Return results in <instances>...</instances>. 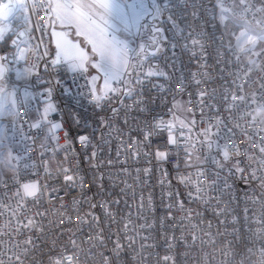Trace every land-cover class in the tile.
Returning <instances> with one entry per match:
<instances>
[{"label":"built area","instance_id":"1","mask_svg":"<svg viewBox=\"0 0 264 264\" xmlns=\"http://www.w3.org/2000/svg\"><path fill=\"white\" fill-rule=\"evenodd\" d=\"M27 15L26 58L13 67L34 73L16 84L17 99L24 89L34 98L18 105L15 126L13 118L7 125L12 169L0 179V262L264 264V115L257 104L228 109L223 100L235 90L233 81H248L241 94L256 91L264 104L253 83L261 72L243 75L247 66L230 53L217 0H171L155 21L168 39L113 82L118 94L99 107L88 72L53 65L46 11ZM193 38L200 44L192 45ZM249 58L264 66V53ZM149 70L163 75L146 77ZM48 90L57 108L50 119L62 124L57 139L30 127ZM181 99L188 117L177 112ZM160 122L174 125L175 145L167 142V128L157 129ZM209 124L213 135L205 137ZM81 135L89 137L87 147ZM158 151L167 158L158 160ZM24 184L37 186L34 197H23Z\"/></svg>","mask_w":264,"mask_h":264},{"label":"snow or ice","instance_id":"2","mask_svg":"<svg viewBox=\"0 0 264 264\" xmlns=\"http://www.w3.org/2000/svg\"><path fill=\"white\" fill-rule=\"evenodd\" d=\"M230 3L232 6L228 7L225 5V0H217V7L220 9L219 21L225 29L224 35L229 37L230 53L237 61L241 62L242 67L247 66V71L243 73L245 77L250 78L254 69L261 72L260 79L253 83L264 92V66L249 58L253 54L259 56L264 53V0H230ZM170 5L171 0H47L45 4H39L36 0H0V41L5 40L9 33H16L17 28H24L18 33L19 36L28 34L30 28H25V25H30L29 16L25 14L28 12L35 15L37 11H46L48 22L44 25L45 29L57 24L61 27L76 28V35L85 37L98 60L90 61L88 54L67 38V33L53 31L56 57L52 63L54 66L66 65L70 73H85L88 70L86 65L91 63V66L103 77L104 81L103 87L97 90L94 82L99 77H91L93 102L99 107L102 101L110 99V95L118 94V90L113 87V82H119L123 78L131 59L140 57L143 60L149 56H154L156 51L160 50L161 42L168 39L164 34L165 29L158 26L154 21L160 20L163 12ZM250 16L255 20L256 26L251 25ZM168 19L175 28L176 24L172 17L169 16ZM13 21L18 22L16 27H11ZM37 30H39V26ZM175 34L178 35L179 33ZM136 38H140L142 41L138 48L134 46ZM12 43L13 45L17 44L15 39L12 40ZM23 43L26 44L27 40ZM190 43L195 46L199 45L200 41L193 38ZM17 49L18 54H15V59H25L26 50L19 48V45H17ZM150 49L154 50L150 51ZM257 49L259 50L257 51ZM0 60L6 61L7 58L0 57ZM8 72L9 69L6 64L0 63V120L10 115L13 118V126H15L16 107L18 105L27 106L28 100L33 99L34 96L27 89H24L17 99L18 88L16 85L12 86L10 93L7 92ZM30 72L31 69L17 71L16 80L27 79ZM144 75L152 77L163 75V73L149 70ZM247 82L236 84L233 81L235 90L231 94L225 92L223 100L225 102L230 101L227 103L228 109L238 108L245 103L257 104L259 106L257 115H264V104L260 99H257L256 91L252 92L251 97L241 94L244 92ZM126 94L131 95V92H126ZM201 95L203 96L205 93H201ZM48 97L43 111L37 110L38 118L35 122H30V127L34 130H45L48 138L57 139L55 134L62 129V124L50 119L51 115L57 112V108L51 101V90H48ZM115 111L113 109V112ZM194 123L195 121H193ZM181 126L187 127L182 121ZM156 127L161 131L167 128L169 145L177 143L176 137L172 135L173 124L165 125L160 122ZM211 128L212 125L209 124L208 129H205L201 135L211 137L213 135ZM2 134L3 125H0V135ZM151 134L148 133V135ZM148 135L145 136V139L148 138ZM79 141L84 147H87L89 137L81 135ZM213 143L210 139L207 142L210 151ZM217 147L219 146L217 145ZM260 151L264 152V148H261ZM221 154L224 162L231 159V153L227 148L223 149ZM156 156L158 160L167 158L163 151H158ZM213 162L220 168L224 167V163L214 158ZM72 179L71 176H65L66 181H72ZM211 183L215 182L212 181ZM36 192L37 186L35 184L23 185V197H34ZM32 223L29 221V224L24 226L28 227ZM169 259L168 256L164 257L166 261ZM53 264H61V259H55Z\"/></svg>","mask_w":264,"mask_h":264},{"label":"crops","instance_id":"3","mask_svg":"<svg viewBox=\"0 0 264 264\" xmlns=\"http://www.w3.org/2000/svg\"><path fill=\"white\" fill-rule=\"evenodd\" d=\"M27 15V13H25ZM17 21H13L11 27H16L17 25ZM25 28H28V25H25ZM24 28H17L16 33H9V36L7 37V40H9L11 47L9 49L6 50V52H2V50L0 49V57H6L7 60H0V63H4L6 64V67L9 69V74L12 77V82L8 83V88H7V92H11L12 91V86L16 85L17 83H29L32 80V77L34 76V73L31 71L30 74L27 76V79L25 80H16V72L17 71H24L23 69H16L13 67V64L16 61H20L15 59V54H18V49H17V45H19V48L21 49H25V43H23V41H25V36H19L18 33L20 31H23ZM56 31V32H65L67 33V38L72 41L74 44H77L84 52H86L90 58V61L95 62L96 60H98V57L96 55L93 54L92 52V46L87 42V40L85 39V37L83 35H76V28H70V27H61L58 24L55 26H50L49 27V32L51 34V43L49 45V51L51 53V56L53 57V59H55L56 57V46H55V40L52 36V32ZM15 39L17 44L13 45L12 40ZM131 39V38H129ZM2 42V41H0ZM138 42H141L140 38H136L135 40V44L134 46L136 47ZM131 63V60H130ZM129 63V68L125 73H132L129 72L130 71V65ZM87 67V72L90 76V79L92 76H98L99 78L94 82L95 87L97 90L101 89L103 87V77L100 76L99 73H97L96 69L93 68L91 66V63H88L86 65ZM8 75V74H7ZM98 92V91H97ZM12 118V116H6L3 120H0V125H3V134L0 135V145L1 142L5 141V136H6V132H7V125L8 122L10 121V119ZM10 156V155H9ZM4 175H0V179L3 177Z\"/></svg>","mask_w":264,"mask_h":264},{"label":"rangeland","instance_id":"4","mask_svg":"<svg viewBox=\"0 0 264 264\" xmlns=\"http://www.w3.org/2000/svg\"><path fill=\"white\" fill-rule=\"evenodd\" d=\"M154 23H155V21H154ZM222 27H223V25H222ZM223 29H224V27H223ZM141 42H138V44L136 46L137 48L139 47V44ZM152 50H154V49H150V51H152ZM156 52H158V51H156ZM140 60H141L140 57H135V58L131 59V63H130L131 67H130L129 72H132L134 70L135 65ZM176 106H177V112L180 116H182V117H188L189 116V114L185 108L183 99L179 100L176 103ZM11 169H12V165H11V161H10L9 152H8L7 147H6L5 141H3V142H1V145H0V175H5Z\"/></svg>","mask_w":264,"mask_h":264},{"label":"trees","instance_id":"5","mask_svg":"<svg viewBox=\"0 0 264 264\" xmlns=\"http://www.w3.org/2000/svg\"><path fill=\"white\" fill-rule=\"evenodd\" d=\"M10 47L11 45L9 40H7V37L5 38V40L0 42V49L2 50V52H6V50L9 49Z\"/></svg>","mask_w":264,"mask_h":264},{"label":"bare ground","instance_id":"6","mask_svg":"<svg viewBox=\"0 0 264 264\" xmlns=\"http://www.w3.org/2000/svg\"><path fill=\"white\" fill-rule=\"evenodd\" d=\"M252 24V23H251Z\"/></svg>","mask_w":264,"mask_h":264}]
</instances>
